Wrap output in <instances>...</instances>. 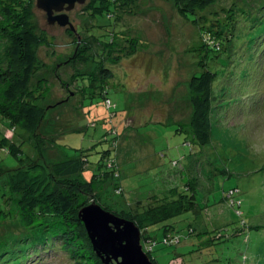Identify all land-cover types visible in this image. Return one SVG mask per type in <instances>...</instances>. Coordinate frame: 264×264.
Returning a JSON list of instances; mask_svg holds the SVG:
<instances>
[{
    "label": "rangeland",
    "instance_id": "1",
    "mask_svg": "<svg viewBox=\"0 0 264 264\" xmlns=\"http://www.w3.org/2000/svg\"><path fill=\"white\" fill-rule=\"evenodd\" d=\"M36 1L30 7L33 23L48 42L39 48L33 82L45 78L51 86L40 131L59 144L44 149L49 168L66 154H79L81 148L94 166L111 149L119 175L103 185L100 202L119 212L139 207V199L183 188L186 178L176 173L181 167L173 165L181 159L198 181L200 209L167 221L176 227L179 244L161 242L164 233L156 231L159 242L151 252L156 263L264 264V0H218L196 14L180 12L171 0H134L131 12L120 13L121 20L105 13L91 20L92 0H86L69 11L76 30L79 26L76 34L50 24ZM115 31L140 40L137 53L122 55L117 64L109 57L118 56V48L106 54L89 36L110 41ZM228 33L231 41L225 37ZM206 39L222 49L209 56L198 51ZM118 42L124 47V39ZM6 45L7 40L0 38V59ZM204 57L218 75L211 142L200 146L188 142L193 111L189 82L200 72ZM105 65L114 72L110 106L100 95L82 98L73 81L89 85L85 74L95 71L99 76ZM180 124L184 130L178 129ZM4 137L6 145L14 139L23 150L16 157L0 146V196L8 198L7 173L1 169L16 168L23 158L22 163L32 161L36 143L22 129L14 132L0 116V140ZM85 175L91 180L92 168ZM121 186L123 191H118ZM232 188L240 191L236 195L240 206L225 198V191ZM2 202L0 210L5 205L7 212L16 213L10 199ZM17 218L0 217V242H5L0 264H75L62 241L40 243ZM200 231L207 233L199 236ZM208 238H214V244L202 245Z\"/></svg>",
    "mask_w": 264,
    "mask_h": 264
},
{
    "label": "trees",
    "instance_id": "2",
    "mask_svg": "<svg viewBox=\"0 0 264 264\" xmlns=\"http://www.w3.org/2000/svg\"><path fill=\"white\" fill-rule=\"evenodd\" d=\"M171 1L175 3L180 12L196 14L199 10L207 9L218 0ZM31 3L32 0H0V38L7 40L3 58L0 59V116L14 132L17 129H22L31 135L36 143V158L32 161L22 163L25 160L23 158L18 167L1 169L7 173L6 190L9 191L10 196L3 198L2 194L0 205H2V201L10 199L16 208V213L7 212L3 208L4 205L0 210V217L4 220L14 219V216L18 217L17 219L23 223V226L33 231L36 234L35 237L42 244L54 239L62 241V247L69 252L75 264H102L101 259L93 250L85 225L79 218L80 209L96 201L104 208L133 220L140 227L144 249L156 262L151 255L154 245L159 242L156 231L161 229L164 233L161 242L167 245L179 244L181 238L176 233V227L167 221L188 211L196 213L199 211L198 181L195 177L190 176L189 169L182 166L181 159H176L173 161V165L181 167L176 173H181L183 180L186 178L183 188L172 187L163 195L153 194L146 199H139L138 206L140 208L117 212L112 207L100 202L103 185L109 177L119 175L117 159L111 153V149L104 151L101 159L94 166L90 164L86 149L81 148L79 154H66V158L53 162L52 169L49 168L44 161V149L48 145L59 144L53 136L43 134L40 127L47 112L43 103L51 91V86L45 78H39L35 83L33 82V77L39 67V48L48 40L45 34L39 33L34 26L30 9ZM133 4L134 0H92L88 11L91 20L95 19L98 14L104 13L108 16L115 15L117 19L121 20V14L131 12L130 8ZM93 26L94 24L91 23V27ZM96 26L103 27L104 25L97 24ZM211 29L210 31L213 30ZM87 31L89 32V28ZM72 33L74 34V32ZM89 36L105 48L106 54L112 53L114 49L118 48L120 54L109 57L115 64L121 61L122 55L131 56L137 53L140 45L138 37L123 35L116 31L110 41L103 40L100 36ZM225 37L227 41H231L233 38L229 33ZM119 38L124 39V47H118L120 45ZM213 46L209 39H206L204 47L199 48L198 51H206L205 55L209 56L210 51L222 49V47L216 49ZM214 56L216 57L217 53ZM77 59L81 60L80 57ZM208 65L204 57L199 66L200 72L194 74L189 82L193 111L188 125L191 134V139L188 142L200 146L209 144L212 138L211 110L215 99L214 84L218 74ZM85 75L91 79L89 85L85 84L81 87L78 79H73L81 97L85 98L96 94L102 96L106 102L110 100L109 84L114 78L113 70L105 65L100 68L99 76L95 71ZM81 101L83 103L84 100ZM178 129L184 130L185 125L180 124ZM6 139L4 137L0 140L2 148H6L16 157L22 154L21 145L16 144L14 139H11L12 143L6 145L8 144ZM105 139H109V137L106 135ZM89 168H92L91 180L85 175V170ZM119 188L120 191H123L122 186ZM239 193L237 188H232L225 191V198L231 199L233 206H240L242 200L236 197ZM160 224L162 225L157 227ZM190 233L195 232L190 229ZM205 233L207 232L200 231L198 235L202 236ZM213 239H206L202 245H213ZM4 244L5 242H0V246Z\"/></svg>",
    "mask_w": 264,
    "mask_h": 264
},
{
    "label": "water",
    "instance_id": "3",
    "mask_svg": "<svg viewBox=\"0 0 264 264\" xmlns=\"http://www.w3.org/2000/svg\"><path fill=\"white\" fill-rule=\"evenodd\" d=\"M86 0H37L50 24H59L74 33L69 11ZM79 218L84 223L95 254L102 264H157L145 251L142 232L133 221L104 208L96 201L83 206Z\"/></svg>",
    "mask_w": 264,
    "mask_h": 264
},
{
    "label": "built area",
    "instance_id": "4",
    "mask_svg": "<svg viewBox=\"0 0 264 264\" xmlns=\"http://www.w3.org/2000/svg\"><path fill=\"white\" fill-rule=\"evenodd\" d=\"M107 105L110 106L111 105V102L110 100H107ZM115 176H118L117 174ZM118 191H120V188L118 189ZM178 241V239H176Z\"/></svg>",
    "mask_w": 264,
    "mask_h": 264
},
{
    "label": "crops",
    "instance_id": "5",
    "mask_svg": "<svg viewBox=\"0 0 264 264\" xmlns=\"http://www.w3.org/2000/svg\"><path fill=\"white\" fill-rule=\"evenodd\" d=\"M81 102H82V101H81ZM83 106H84V105H83V104H81V107H82V109H83Z\"/></svg>",
    "mask_w": 264,
    "mask_h": 264
}]
</instances>
